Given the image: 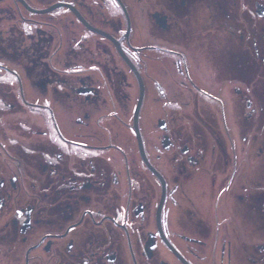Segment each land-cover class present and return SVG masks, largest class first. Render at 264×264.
Wrapping results in <instances>:
<instances>
[{
    "label": "flooded vegetation",
    "instance_id": "flooded-vegetation-1",
    "mask_svg": "<svg viewBox=\"0 0 264 264\" xmlns=\"http://www.w3.org/2000/svg\"><path fill=\"white\" fill-rule=\"evenodd\" d=\"M0 0V264H264V0ZM120 42L140 83L116 44Z\"/></svg>",
    "mask_w": 264,
    "mask_h": 264
},
{
    "label": "water",
    "instance_id": "water-1",
    "mask_svg": "<svg viewBox=\"0 0 264 264\" xmlns=\"http://www.w3.org/2000/svg\"><path fill=\"white\" fill-rule=\"evenodd\" d=\"M21 2H23L25 5V1L24 0H20ZM28 6V5H26ZM68 7L69 9H71V11L79 18V20L84 23V25H86L89 29L95 31V32H98V33H102L106 36H108L117 46V48L119 49L120 51V54L121 56L123 57V59L125 60V62L130 66V68L134 71L136 77H137V80L139 81L140 83V97H139V100H138V103H137V106H136V110H135V115H134V128L137 132V137H138V143H139V146H140V149H141V153L143 155V158L144 160L148 163L149 165V162L146 158V155L144 153V148H143V142H142V137L140 135V131H139V126H138V118H139V112H140V108H141V105H142V101H143V92H144V88H143V81H142V77L141 75L139 74V72L136 70V68L134 67L133 63L130 61V59L126 56V54L123 52L121 46H120V42L117 41L116 39H114L112 36H110L109 34L103 32V31H100L96 28H94L93 26H91L85 19L84 17L82 16V14L77 10V8H75L74 6H72L71 4H67V3H56L54 5H52L51 7L47 8V9H44V10H39L38 13H46L48 11H52L56 8H59V7ZM150 166V165H149ZM150 168H152L150 166ZM152 170H154L152 168Z\"/></svg>",
    "mask_w": 264,
    "mask_h": 264
}]
</instances>
